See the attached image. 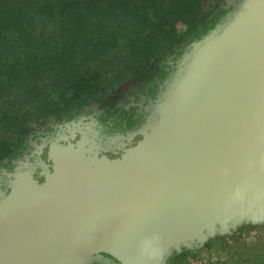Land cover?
Here are the masks:
<instances>
[{
	"label": "water",
	"instance_id": "water-1",
	"mask_svg": "<svg viewBox=\"0 0 264 264\" xmlns=\"http://www.w3.org/2000/svg\"><path fill=\"white\" fill-rule=\"evenodd\" d=\"M235 7L184 55L151 139L114 159L75 142L52 156L53 176L7 175L0 264H167L264 224V0Z\"/></svg>",
	"mask_w": 264,
	"mask_h": 264
},
{
	"label": "trees",
	"instance_id": "trees-1",
	"mask_svg": "<svg viewBox=\"0 0 264 264\" xmlns=\"http://www.w3.org/2000/svg\"><path fill=\"white\" fill-rule=\"evenodd\" d=\"M204 1L104 0L99 5L98 2L87 0V5L83 6V13L67 15L68 19L76 23L73 29L60 31L57 34L52 33L49 38H46L45 30L49 24L46 26L47 22L43 20L47 17L51 25L64 24L62 18L65 15L55 13L52 8L57 6L65 11L72 10L74 7H71V1L55 4L48 0H35L28 6V4L21 5L20 1L14 0V7H12L10 0H0V99L7 98L10 91L14 90V107L0 106L2 107L0 112L3 111L0 115L4 114L5 119L12 118L11 113L21 110L25 99L28 104L24 109L27 110V106L31 108L36 105L38 95L43 88V84L38 86L39 82H44L46 79L44 77L45 67L60 65L61 61H64L61 58L66 61L74 58L75 60L95 58L101 55L108 58L113 51L124 49L130 52L131 60H133L130 65V67H135L132 74L140 72L146 66L148 58L157 54L161 49H165L181 36L174 28L177 22H188L191 26L190 31L198 37L200 32H195L196 23L205 18L200 7ZM36 6H39L37 10L42 13L38 20L39 35H35L32 28L35 25L34 13L20 14L26 8ZM88 13H96V15ZM127 20L134 25L130 27L127 37L124 38V34H117L114 31L121 28L122 24H128ZM155 28L160 30L155 34V42H142L153 35ZM190 49L185 55L189 54ZM58 77L59 74L55 78ZM60 99L57 100L56 105L61 104ZM54 107L57 106L48 107L43 113L51 111ZM55 111L57 108L50 113ZM17 120L25 124L30 122L29 119L21 120L17 117L14 119V125ZM26 129L27 126L20 127V135L24 134ZM12 144L13 142L0 143V160L11 152ZM103 255L109 256L108 254ZM97 260H100V257L90 264H95L94 261ZM114 264H118L116 260Z\"/></svg>",
	"mask_w": 264,
	"mask_h": 264
},
{
	"label": "rangeland",
	"instance_id": "rangeland-1",
	"mask_svg": "<svg viewBox=\"0 0 264 264\" xmlns=\"http://www.w3.org/2000/svg\"><path fill=\"white\" fill-rule=\"evenodd\" d=\"M23 4H32L35 0H16ZM52 3H60L66 1H71L72 10L65 11L58 8L57 6L52 8L55 13H63L65 16L62 18V22H65L61 26L51 25L49 19L46 17L45 20L48 28L45 30V37L49 38L52 33H58L60 31H65L67 29H73L75 27V22L67 18V15L73 13H83V6H86L87 0H48ZM98 2H103L104 0H91ZM12 7H14V0H10ZM218 0H205L201 4V12L205 15L203 17L209 16L211 12L215 9ZM19 6V5H18ZM39 6L26 8L20 14L34 13L35 25L32 26L34 29V34L39 35V13L37 10ZM98 13V10H96ZM96 15V13H88ZM44 15V14H43ZM155 20V19H154ZM128 21V20H127ZM153 22V21H151ZM79 23V22H78ZM200 23V22H199ZM196 23V26L199 24ZM134 25L132 22L128 21V24L124 23L121 28L116 31L117 34H124V38L127 37V32L131 29L130 27ZM177 34L179 36L172 44L161 49L157 54L152 55L148 58L146 66H144L140 72L132 74L134 71L130 67L133 60H131L130 52L121 49L120 51H113V53L108 57L97 56L95 58L81 59L78 60L64 58L60 65L54 64L52 66H46L44 69L45 80L44 82H39V87L43 88L40 92L38 103L27 110L24 107L28 104L27 99H25V104L22 106L21 110L18 112H12L9 119H5L4 114L0 115V143H7L11 145V152L0 160V165L7 162L8 157L14 154L16 148H18L28 137H31L33 131L42 128L45 124L49 123L56 116L71 112L76 109H81L86 106L94 105L96 102L102 100H111L115 95L121 90L122 87L130 86L132 81L143 77L145 74H149L154 67L163 60L165 53L172 50L175 44L190 31L191 26L188 22L179 21L174 26ZM49 30V31H48ZM48 32V33H47ZM149 32V31H148ZM146 32V33H148ZM158 28L153 29V35L149 36L146 40L142 42H155V34L159 33ZM58 59V60H61ZM48 60V59H47ZM9 61V60H5ZM14 62V60H11ZM60 66V67H59ZM60 68V69H59ZM133 69V70H131ZM59 71V73H58ZM59 74L58 78L57 75ZM55 76V77H54ZM56 81L54 82V80ZM59 82V84H57ZM32 87V86H31ZM34 88V87H32ZM62 98V99H60ZM60 99L61 104L57 100ZM0 106L14 107V90L6 97L0 99ZM54 107L52 110L57 108V111L50 113H43L48 107ZM0 107V109H2ZM3 111L0 112V114ZM20 117L21 120L29 119V123H23V121H18L14 125V119ZM27 126L26 132L22 135L19 132L20 127ZM14 139V141H13ZM14 163V162H13ZM3 169H0V173ZM169 264H264V224H252L249 222H244L239 224L234 229L228 231H217L212 236L207 238L201 244L188 249L183 248L180 252H175L172 254V259Z\"/></svg>",
	"mask_w": 264,
	"mask_h": 264
},
{
	"label": "flooded vegetation",
	"instance_id": "flooded-vegetation-1",
	"mask_svg": "<svg viewBox=\"0 0 264 264\" xmlns=\"http://www.w3.org/2000/svg\"><path fill=\"white\" fill-rule=\"evenodd\" d=\"M242 0H218L215 9L197 25L200 33L187 34L165 53L163 60L143 77L122 87L111 100H100L56 116L15 149L7 162L0 165V197L8 191L7 175L32 172L41 178L53 176L56 167L51 158L59 148L77 142L89 155L114 159L153 137L157 114L154 107L180 68L191 44L204 38L235 12ZM191 51V49H190ZM154 127V128H153ZM14 162V163H13ZM95 264H114L115 259L99 254ZM172 254L167 258L169 264ZM93 264V263H92Z\"/></svg>",
	"mask_w": 264,
	"mask_h": 264
}]
</instances>
